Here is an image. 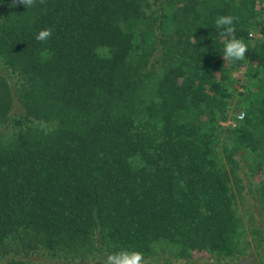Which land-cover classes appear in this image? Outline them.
<instances>
[{"label":"trees","instance_id":"16d2710c","mask_svg":"<svg viewBox=\"0 0 264 264\" xmlns=\"http://www.w3.org/2000/svg\"><path fill=\"white\" fill-rule=\"evenodd\" d=\"M261 2L0 0V264H264ZM220 15L238 17L243 61H224ZM249 63L258 91L222 129Z\"/></svg>","mask_w":264,"mask_h":264},{"label":"clouds","instance_id":"9594fccd","mask_svg":"<svg viewBox=\"0 0 264 264\" xmlns=\"http://www.w3.org/2000/svg\"><path fill=\"white\" fill-rule=\"evenodd\" d=\"M44 0H40L43 3ZM17 4L24 5L27 9L35 6L36 0H13L11 6ZM238 17L233 15H220L215 19V26L218 30V35L224 43L223 59L224 61H243L248 51L247 43L236 36V23ZM52 35L51 28H44L36 35V40L40 42L47 41ZM34 126L45 136L51 134L55 127L49 125L44 120L34 121ZM104 264H145L143 253L135 250L120 249L109 253L104 261Z\"/></svg>","mask_w":264,"mask_h":264},{"label":"rangeland","instance_id":"374dc122","mask_svg":"<svg viewBox=\"0 0 264 264\" xmlns=\"http://www.w3.org/2000/svg\"><path fill=\"white\" fill-rule=\"evenodd\" d=\"M261 4L258 5L259 7L263 8L264 13V0H261ZM157 34V33H155ZM157 52V51H156ZM255 65L248 64L246 66H237L233 70L232 77L238 79V83H236V92H243V88L240 86L241 84H248L250 87L249 93L245 97H237L236 95L232 96L231 101L229 103V115L225 120H219L218 124L224 128L227 127H234L237 120H241L242 118H238L239 115L243 114L244 116V107L248 104V96H255L258 91L259 80L257 79H247L245 73L248 71H254ZM262 82V81H261ZM262 171L256 172L255 176H253V181L258 182L261 181L264 183V168L261 169ZM247 198V197H246ZM249 198V197H248ZM246 200V199H245ZM249 202H253L250 200ZM240 205V203H239ZM37 260V258H36ZM40 260V259H38ZM37 260V261H38ZM145 262L152 263V264H215V261L209 254L195 253L192 259L185 260V259H176L171 257L168 251L164 253H159V255H152L145 258ZM238 264H244V262H240Z\"/></svg>","mask_w":264,"mask_h":264},{"label":"built area","instance_id":"2783aa9c","mask_svg":"<svg viewBox=\"0 0 264 264\" xmlns=\"http://www.w3.org/2000/svg\"><path fill=\"white\" fill-rule=\"evenodd\" d=\"M238 118H243V114L239 115Z\"/></svg>","mask_w":264,"mask_h":264}]
</instances>
